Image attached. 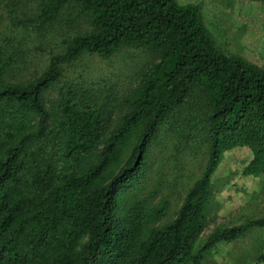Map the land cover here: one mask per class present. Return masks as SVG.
Masks as SVG:
<instances>
[{
	"label": "trees",
	"instance_id": "trees-1",
	"mask_svg": "<svg viewBox=\"0 0 264 264\" xmlns=\"http://www.w3.org/2000/svg\"><path fill=\"white\" fill-rule=\"evenodd\" d=\"M67 7L89 29L37 74L16 79L24 58L0 43V264H201L220 243L264 226V215L218 226L196 247L225 154L247 150L243 174H264V68L219 47L199 3L39 0L36 17L11 14L17 26L47 25ZM128 45L158 58L112 123L101 102L62 83L65 66ZM189 103L199 110L207 158L164 223L169 202L153 206L135 193L162 126ZM256 261L264 264V251Z\"/></svg>",
	"mask_w": 264,
	"mask_h": 264
},
{
	"label": "rangeland",
	"instance_id": "rangeland-1",
	"mask_svg": "<svg viewBox=\"0 0 264 264\" xmlns=\"http://www.w3.org/2000/svg\"><path fill=\"white\" fill-rule=\"evenodd\" d=\"M38 1L0 0V43L17 48L26 63L14 72L16 79L42 71L53 54L65 50L66 42L89 29L87 19H71V7L63 9L47 25H15L11 10L15 9L20 19L36 17ZM179 1L201 5L205 23L219 47L264 68V0ZM157 58L154 53L130 45L107 58L84 55L65 66L62 83H76L86 100L101 102L107 117L116 122L127 109V100L138 88L143 74ZM9 76L13 79V72ZM192 104L182 107L162 126L153 143L151 168L135 193L140 200H151L153 206L163 200L169 202L164 223L175 216L207 158L205 137L199 127L195 128L196 122L200 123L199 110ZM250 157L245 149L225 154L213 176L215 191L207 226L196 247L218 226L241 225L264 215V174H243ZM262 251L264 226H255L237 240L220 243L207 252L201 264H257L256 257Z\"/></svg>",
	"mask_w": 264,
	"mask_h": 264
}]
</instances>
